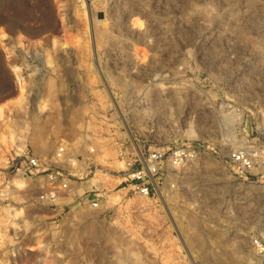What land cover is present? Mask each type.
Segmentation results:
<instances>
[{"label":"rangeland","instance_id":"obj_1","mask_svg":"<svg viewBox=\"0 0 264 264\" xmlns=\"http://www.w3.org/2000/svg\"><path fill=\"white\" fill-rule=\"evenodd\" d=\"M60 143L91 164L102 208L45 205L42 177L7 169ZM253 144L264 0H0V264H263L264 169L245 180L227 156ZM179 145L198 157L190 203L119 187L124 154Z\"/></svg>","mask_w":264,"mask_h":264},{"label":"built area","instance_id":"obj_2","mask_svg":"<svg viewBox=\"0 0 264 264\" xmlns=\"http://www.w3.org/2000/svg\"><path fill=\"white\" fill-rule=\"evenodd\" d=\"M71 156L66 144L60 143L50 159L26 155L18 161L13 157L7 169L23 177H42L37 199L45 205L64 208L74 204L77 207L102 208L106 199L99 183H90L88 188L84 185L91 174V164ZM227 156L234 172L244 176L245 180L254 178L257 169H264V146H234ZM124 158L120 188L128 187L136 194L153 197L166 209L179 201L188 202L186 194L192 191L194 184L191 169L198 159L194 147L179 145L168 149L158 148L136 152L133 157L124 154ZM81 184L84 188L78 192ZM67 199L72 200L65 202ZM250 247L264 264V233L259 232L251 237Z\"/></svg>","mask_w":264,"mask_h":264},{"label":"bare ground","instance_id":"obj_3","mask_svg":"<svg viewBox=\"0 0 264 264\" xmlns=\"http://www.w3.org/2000/svg\"><path fill=\"white\" fill-rule=\"evenodd\" d=\"M62 44H64L62 42ZM12 69V72L15 74L16 76V79H15V83H16V86H17V95L15 96L14 98V101L18 104H20L23 99H25V94H24V82L22 81V78L20 76V70L18 68V66H12L11 67ZM46 105H45V102L43 99L39 98L38 100V103H37V110L39 112L43 111L45 109ZM15 181L16 179H14L13 177L11 178V181ZM92 181V178H89V180H87V182H91ZM16 183H17V180H16ZM123 188V187H122ZM89 214L88 213H84V214H81L79 217H77V219H83L85 220L86 218H88ZM86 223V222H85ZM89 224H91V222H89Z\"/></svg>","mask_w":264,"mask_h":264}]
</instances>
